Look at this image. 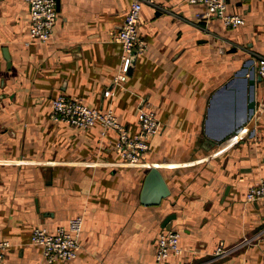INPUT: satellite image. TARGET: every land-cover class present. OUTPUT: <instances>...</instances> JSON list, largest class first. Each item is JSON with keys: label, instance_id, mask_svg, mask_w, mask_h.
Listing matches in <instances>:
<instances>
[{"label": "crops", "instance_id": "0c3cea01", "mask_svg": "<svg viewBox=\"0 0 264 264\" xmlns=\"http://www.w3.org/2000/svg\"><path fill=\"white\" fill-rule=\"evenodd\" d=\"M57 1L53 38L38 43L26 1L0 0V241L11 244L0 264H153L164 230H177L184 249L171 264H264V200L245 199L264 178V78L253 131L244 124L247 80L264 57V0H225L244 19L236 27L198 16L200 4L143 0L146 51L121 84L112 33L134 0ZM58 95L111 109L130 134L140 107L155 112L160 127L142 164L123 163L116 133L102 135L98 123L52 121ZM151 167L170 191L159 205L141 203ZM78 215L77 257L47 262L30 243L34 227L55 231ZM220 242L235 249L215 256Z\"/></svg>", "mask_w": 264, "mask_h": 264}, {"label": "built area", "instance_id": "2783aa9c", "mask_svg": "<svg viewBox=\"0 0 264 264\" xmlns=\"http://www.w3.org/2000/svg\"><path fill=\"white\" fill-rule=\"evenodd\" d=\"M29 7L30 42L48 43L53 38V29L57 21V0H25ZM189 4H200L205 12L197 14L204 18H218L228 27L244 23L237 14L227 12L225 0H180ZM143 0H134L123 20L120 29L112 33L113 41L121 45L119 71L114 77L115 84L124 83L133 63V57L145 53L147 44L138 31L139 17ZM257 72L264 78V57L257 59ZM110 91L105 90L104 96ZM51 120L62 122L79 129H88L95 124L102 127V135L108 131L116 133L112 150L121 161L130 165L142 164L150 148L149 141L159 131V121L155 112L140 107L138 113L139 130L130 134L111 109H97L87 106L82 99L58 95L51 101ZM246 202L264 200V178L251 185L246 194ZM83 227V216L71 218L66 226H59L49 231L42 226L34 227L30 243L42 247V255L49 263L57 260H72L80 250V235ZM264 254V229L258 237ZM247 242V240H246ZM11 247L8 241H0V262ZM235 247H226L220 242L214 251L215 256H224ZM184 249L180 245V233L177 230H164L156 238V253L153 264H171V257H180ZM175 264V263H173ZM184 264H193L191 261Z\"/></svg>", "mask_w": 264, "mask_h": 264}, {"label": "water", "instance_id": "95a60500", "mask_svg": "<svg viewBox=\"0 0 264 264\" xmlns=\"http://www.w3.org/2000/svg\"><path fill=\"white\" fill-rule=\"evenodd\" d=\"M58 5V1H57ZM136 59V56L133 57V60ZM262 77L257 73L256 67L252 69L251 76L247 80L249 86V96L247 101V116L245 119V129L248 132L253 131L254 123H255V115H256V99H255V87L256 81L260 80ZM243 128V123L237 127H233L232 130H236L237 132ZM170 194L169 188L158 168L151 167L145 178L141 191V203L143 205H159L164 198H166ZM174 217L168 216L163 226L166 227L168 222Z\"/></svg>", "mask_w": 264, "mask_h": 264}]
</instances>
